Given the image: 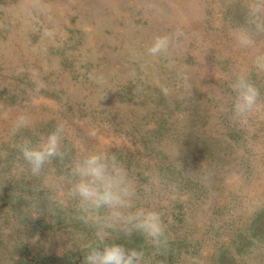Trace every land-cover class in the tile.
<instances>
[{
	"label": "rangeland",
	"instance_id": "374dc122",
	"mask_svg": "<svg viewBox=\"0 0 264 264\" xmlns=\"http://www.w3.org/2000/svg\"><path fill=\"white\" fill-rule=\"evenodd\" d=\"M252 3L264 0H0V264H84L101 228L142 264H264V31L248 24ZM156 35L180 47L149 56ZM241 72L258 92L243 122L230 87ZM20 114L29 124L15 128ZM58 127L63 156L33 175L21 146ZM81 148L116 154L133 210L159 214L157 242L58 202Z\"/></svg>",
	"mask_w": 264,
	"mask_h": 264
},
{
	"label": "clouds",
	"instance_id": "9594fccd",
	"mask_svg": "<svg viewBox=\"0 0 264 264\" xmlns=\"http://www.w3.org/2000/svg\"><path fill=\"white\" fill-rule=\"evenodd\" d=\"M248 24L264 31V3H252L247 8ZM235 38L241 46H252L254 41L247 29H240ZM175 37L154 36L146 47V54L152 57L167 56L172 49L179 48ZM254 63L264 69V53L254 57ZM230 87L234 92L233 113L243 122L257 107V89L246 79L243 72L236 76ZM29 120L20 114L14 127L28 126ZM61 128L42 138L36 145L25 143L20 151L33 175H39L50 158L62 157L60 151ZM94 135V133H93ZM58 202H74L81 218L103 227L117 222L130 224L146 237L157 242L163 235L159 214L153 210L138 207L133 210L135 186L128 177L116 154L105 148H81L66 165V173L57 178ZM97 243L89 246L84 264H142V252L126 249L121 244L104 243L103 229H98Z\"/></svg>",
	"mask_w": 264,
	"mask_h": 264
}]
</instances>
